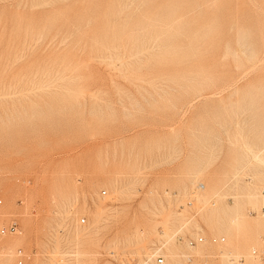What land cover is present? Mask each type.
<instances>
[{
	"label": "rangeland",
	"instance_id": "obj_1",
	"mask_svg": "<svg viewBox=\"0 0 264 264\" xmlns=\"http://www.w3.org/2000/svg\"><path fill=\"white\" fill-rule=\"evenodd\" d=\"M12 220L0 264H264V0H0Z\"/></svg>",
	"mask_w": 264,
	"mask_h": 264
},
{
	"label": "bare ground",
	"instance_id": "obj_2",
	"mask_svg": "<svg viewBox=\"0 0 264 264\" xmlns=\"http://www.w3.org/2000/svg\"><path fill=\"white\" fill-rule=\"evenodd\" d=\"M139 54V53H138ZM123 62V61H122ZM98 207H100V206H98ZM101 208V207H100ZM99 208V209H100ZM98 210V209H97ZM101 210V212H102V208L100 209ZM100 212V211H99ZM97 214H99L98 213V211H97V213H96V215ZM101 214V213H100ZM100 216V215H99ZM163 217V216H162ZM170 217H171V215H170ZM169 217V218H170ZM164 219V218H163ZM81 222V221H80ZM4 226V225H3ZM2 227V226H1ZM0 227V228H1ZM159 231H162V228H161V226H160V228L158 229ZM17 233H20V230L18 229V231L16 232V233H13L12 235H14V234H17ZM176 234H178L177 232H176ZM175 234V235H176ZM0 235H1V233H0ZM3 235H9V234H3ZM77 235V234H76ZM3 237V236H2ZM79 237V236H78ZM190 240H193L194 241V243H190ZM185 241H186V244H188L189 246H191V247H193L196 243H200V242H202L203 241V237H201V236H198V237H196V238H185ZM221 241H223V239H216V238H213L212 239V242H221ZM146 242V241H145ZM110 247H111V245H110ZM109 249V248H108ZM163 247H162V244H160L159 242H158V239L156 240V243H154L152 246H151V250H150V253H148V259L149 260H155V262L157 263V264H160V263H158L157 261H156V257H157V255H161L162 257H163V262L161 263V264H164V261H165V258H164V255H163ZM141 261V260H140ZM146 263V262H145Z\"/></svg>",
	"mask_w": 264,
	"mask_h": 264
},
{
	"label": "built area",
	"instance_id": "obj_3",
	"mask_svg": "<svg viewBox=\"0 0 264 264\" xmlns=\"http://www.w3.org/2000/svg\"><path fill=\"white\" fill-rule=\"evenodd\" d=\"M85 222V219H81V223H84ZM19 229V224L16 220H12L11 222H9L8 224L2 226L0 228V233L1 235L3 234H13V233H16ZM190 243H194L193 240H190ZM22 254V251H18V256H20V259L18 260V264H22L23 263V256H21ZM156 261L158 263H162L163 262V257L161 255H157L156 257Z\"/></svg>",
	"mask_w": 264,
	"mask_h": 264
}]
</instances>
